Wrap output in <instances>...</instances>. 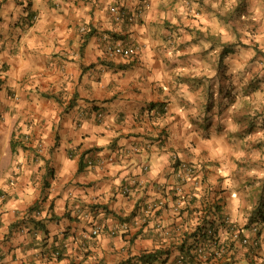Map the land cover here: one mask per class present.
<instances>
[{
    "label": "crops",
    "instance_id": "1",
    "mask_svg": "<svg viewBox=\"0 0 264 264\" xmlns=\"http://www.w3.org/2000/svg\"><path fill=\"white\" fill-rule=\"evenodd\" d=\"M116 7L137 22H117ZM222 13L264 19V0H0V264H140L158 250L169 253L165 264H188L180 248L202 221L200 203L190 213L184 200L149 206L169 195L178 162L189 160L181 149L196 124L186 108L194 76L178 66L190 52L209 57L219 41L233 44ZM260 35L264 42V20ZM127 44L137 57H109ZM205 169L200 178L222 206L213 223L222 244V217L245 228L250 208L233 172ZM233 246L230 264H255Z\"/></svg>",
    "mask_w": 264,
    "mask_h": 264
},
{
    "label": "rangeland",
    "instance_id": "2",
    "mask_svg": "<svg viewBox=\"0 0 264 264\" xmlns=\"http://www.w3.org/2000/svg\"><path fill=\"white\" fill-rule=\"evenodd\" d=\"M222 15L226 23L223 36L233 39V44L239 48L225 59L219 80L214 77L206 84H194L189 90L191 97L186 108L196 124L187 133L191 137L189 144L181 150L189 157L186 161L189 164L195 163L204 169L208 166V172L216 174L224 173V169L227 175L233 172L237 195L252 211L254 205L250 199L254 197L257 201V189L264 182V56L260 53L264 52L263 36L260 35L264 19L261 13ZM228 42L231 44L232 40ZM246 46H256L255 54ZM220 51L209 57H205L200 49L197 53L190 52L183 56L186 58L178 67L184 75L210 78L216 75ZM210 84L215 86L214 90L219 84L224 88L223 94H216L215 102L222 100L223 112L215 108L206 113ZM204 123L209 126H203ZM200 166L198 169L203 173ZM259 229L258 257L264 259V226Z\"/></svg>",
    "mask_w": 264,
    "mask_h": 264
},
{
    "label": "trees",
    "instance_id": "3",
    "mask_svg": "<svg viewBox=\"0 0 264 264\" xmlns=\"http://www.w3.org/2000/svg\"><path fill=\"white\" fill-rule=\"evenodd\" d=\"M197 38L199 40H214L215 37L212 36H205L203 33H198L197 34ZM218 41V39H217ZM235 45L230 44V43H222L221 41L218 42V47L221 48V53L219 56V60H218V68H217V79L219 80L222 77V68H223V64L225 59L227 58L228 55H230L233 51V47ZM247 47V46H246ZM257 48V47H255ZM263 56L264 53L260 52ZM201 85V84H205V81L203 79H201L200 77H196L194 76L192 79V85ZM215 86L213 84H210L209 87H207V93L208 95V104L206 105V113H210L211 111H213L215 108L217 109V111L223 112L225 107L224 104L222 102V100H218L217 103L216 102V94H223L224 93V88L219 84L218 87H216L217 90H214ZM204 88V87H203ZM209 91V92H208ZM223 95H221L222 97ZM219 97V98H221ZM163 104H152L150 106V109H157V111L159 112L158 114L162 115L165 114L166 111L164 109V107H162ZM205 127H208L209 124L204 123ZM182 162H178V166L181 164ZM192 166H194L197 170L198 173H200L199 171V166L195 165V163H191ZM84 167V163L81 162V168ZM201 170L205 173L206 169H204L202 166ZM203 178V180H202ZM201 178V186L198 188H194V190L189 193V195L186 196V198H184L183 200L186 202V207H187V212L190 213V208H192L194 205H197L200 203V208H201V216H202V221L199 224V226L196 228L195 232L192 234H186L185 240L183 241L182 245H181V254L183 255V259H185L186 261H188V264H195V263H200V257L197 254V246L199 244V242L201 241H214L215 243H218V240L215 239V237H217L218 234V228L215 230L213 235H209V230H213L214 229V221H212L211 219H209V216H211V213H217L221 211V205H219L220 200H215V198H212L211 194H210V189L211 186L208 182H206V175H203V177ZM204 185L206 186V192L209 191V193L207 194H203V188ZM258 190V196L259 198L257 199V201H255V198H251L250 200L253 201V210L250 211L249 216L247 217L248 219V223L245 226V228H241V230L243 229H249L251 226L256 225V226H264V199H263V195H264V182L262 184V187H260ZM209 194L211 196H209ZM168 196V195H167ZM34 211H37V209H32L30 211V213H33ZM37 214V212H36ZM220 223V222H219ZM222 226V224H220V227ZM225 227V226H224ZM227 233L229 234V232L227 231ZM261 233V232H260ZM189 239L192 241V244H189L188 241ZM234 243L232 242L231 236L229 235V241H226L222 244H220V248L223 247L226 250V253L229 254L230 252H233V246ZM210 251V250H209ZM212 252V251H211ZM169 253L165 252V251H154V252H150V253H143L141 254V256L138 258V261L140 262V264H165L166 263V259L168 258ZM231 259V256H227V258L224 259V261H222L220 264H230V262L228 260ZM211 259H208L207 261H210Z\"/></svg>",
    "mask_w": 264,
    "mask_h": 264
},
{
    "label": "built area",
    "instance_id": "4",
    "mask_svg": "<svg viewBox=\"0 0 264 264\" xmlns=\"http://www.w3.org/2000/svg\"><path fill=\"white\" fill-rule=\"evenodd\" d=\"M111 14L113 15L114 19L117 22L120 21H128L130 24H134L137 22V15H132L130 13L125 12L121 7H116L111 9ZM82 31H85V28L82 29ZM138 46L135 44H127V45H116L113 47H110L108 49V55L110 58L114 57H123L125 59H133L137 57L138 55ZM101 117V115H100ZM91 164V163H89ZM177 179L178 183L174 187V189L169 193V195L165 199H161L159 201H155L149 206V210H161L162 208L166 207L168 200L172 198V200L177 201V203L181 204L184 198H186L188 193L185 191V186L190 184L193 185L194 188H198L201 186V178L200 174L197 172L196 168L192 166L191 164L187 162H182L178 166V172H177ZM130 189L124 188L122 191V194L127 195L129 194ZM222 207V206H221ZM222 213V211L217 213H211V216H209V219L215 222V219H218L219 215ZM39 214V213H37ZM222 224L221 227H224L225 231L229 232V235L231 236L232 242L235 244H240L243 247L247 248L249 250L250 257L255 261V263L264 264V259L258 257V253L261 246V239L260 236V229L258 226L253 225L249 228L251 235H244L243 230H241L240 227H238L232 220L229 218V216L224 215L220 221ZM100 232V229L97 228L93 233L94 235H98ZM209 235H213L215 230H209ZM168 234V233H166ZM216 240H218V243H215L214 241H201L199 242L197 246V254L200 257V260H208V259H217L219 261H224L229 254L226 253V250L221 247L220 248V238L215 237ZM213 246L216 247L217 250L211 252L207 250V246Z\"/></svg>",
    "mask_w": 264,
    "mask_h": 264
},
{
    "label": "clouds",
    "instance_id": "5",
    "mask_svg": "<svg viewBox=\"0 0 264 264\" xmlns=\"http://www.w3.org/2000/svg\"><path fill=\"white\" fill-rule=\"evenodd\" d=\"M244 232V231H243Z\"/></svg>",
    "mask_w": 264,
    "mask_h": 264
}]
</instances>
